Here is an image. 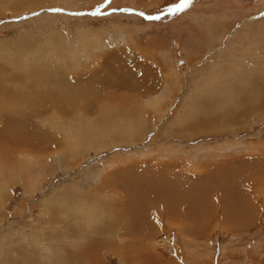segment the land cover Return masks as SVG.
I'll return each instance as SVG.
<instances>
[{
	"label": "rangeland",
	"instance_id": "obj_1",
	"mask_svg": "<svg viewBox=\"0 0 264 264\" xmlns=\"http://www.w3.org/2000/svg\"><path fill=\"white\" fill-rule=\"evenodd\" d=\"M58 82L59 110L46 100ZM7 93L22 113L1 107L0 131L20 123L38 156L59 153L0 170V264H264V0H0ZM213 166L238 192L198 195L211 202L199 216L159 215L151 192L144 222L111 225L138 210L128 186L172 170L198 189Z\"/></svg>",
	"mask_w": 264,
	"mask_h": 264
},
{
	"label": "bare ground",
	"instance_id": "obj_2",
	"mask_svg": "<svg viewBox=\"0 0 264 264\" xmlns=\"http://www.w3.org/2000/svg\"><path fill=\"white\" fill-rule=\"evenodd\" d=\"M97 41V40H96ZM6 52V51H5ZM13 57V56H12ZM17 59V58H16ZM24 65V64H23ZM26 72V71H25ZM27 73V72H26ZM47 73V72H46ZM33 74H35V73H33ZM53 75V74H52ZM20 76V75H19ZM48 76H49V74H48ZM54 77V76H53ZM18 78V77H17ZM20 78V77H19ZM50 78H51V75H50ZM45 79V78H44ZM46 79H47V77H46ZM45 79V80H46ZM16 82V81H15ZM46 84H47V82L46 81H44ZM51 82V81H50ZM50 82L48 83V85L50 84ZM251 82V81H250ZM59 83V82H58ZM128 83V82H127ZM33 84V83H32ZM38 84V83H37ZM60 84L61 85H64L63 84V82L62 83H59L55 88H53V90H51L53 93H49V91H48V93L50 94L49 96H47L46 97V100H48L49 101V103H54V104H52L53 106V108L54 109H57V110H59L60 108H63V107H67L68 105L66 104V103H64L65 102V100H66V102L68 101V97H67V95L66 94H64V100H62L61 99V95H60V90H61V87H60ZM243 84V83H242ZM54 85V84H53ZM94 85H96V84H94ZM93 85V86H94ZM69 86V85H68ZM128 86V85H127ZM217 86V85H216ZM219 86V85H218ZM34 87V86H33ZM72 87V86H71ZM70 87V88H71ZM74 87V86H73ZM91 87V86H90ZM96 87V86H95ZM94 87V88H95ZM129 87V86H128ZM131 87V86H130ZM220 87V86H219ZM218 87V88H219ZM75 88H76V86H75ZM74 88V89H75ZM97 88H99V87H96L95 88V90H92L91 92H93V95L91 94V98L93 99V102H96V99H97V97H98V95H100V92H99V90L97 91ZM217 88V89H218ZM224 88H226V87H224ZM257 88H259V86H257ZM262 88V87H261ZM77 89V88H76ZM84 89V88H83ZM82 89V90H83ZM100 89H101V87H100ZM245 89H246V87H245ZM44 90H45V88H44ZM63 91H64V89H62ZM78 90V89H77ZM85 90V89H84ZM83 90V91H84ZM88 90V89H87ZM221 90V89H220ZM50 91V92H51ZM86 91V90H85ZM84 91V92H85ZM254 91H255V89H254ZM46 92V91H45ZM65 92V91H64ZM16 93V92H15ZM80 94H82V93H80ZM225 94V93H224ZM89 95V94H88ZM102 95V94H101ZM105 95H107V94H105ZM60 96V97H59ZM115 96V95H114ZM226 96H228L227 94H226ZM225 96V97H226ZM7 99H6V98ZM5 97L4 96H2L1 98H0V108L1 107H4V108H6V109H8V110H10L11 112L13 111L14 113H17L16 115H18V116H20L21 114L20 113H22V109L20 108V107H17V105L16 104H11L10 103V99L13 97V96H11V95H9L8 93L7 94H5ZM20 97V96H19ZM18 97V98H19ZM74 96H70V99H72ZM88 97V96H87ZM257 97V96H256ZM14 98V97H13ZM21 98V97H20ZM106 98V97H105ZM109 98V97H108ZM112 98V97H111ZM133 98V97H132ZM83 100H84V98H82ZM91 99V100H92ZM115 99H117L116 97H115ZM114 99V100H115ZM244 99V98H243ZM86 100V99H85ZM88 100V99H87ZM95 100V101H94ZM111 100H113V99H111ZM127 100H129V99H127V97L126 96H122V98L118 101V103H121L120 105L122 106H128L129 104H128V102L129 101H127ZM252 100V99H251ZM25 102H26V104L29 106V107H31L32 105H34L35 103L33 102V101H31V100H24ZM41 101V100H40ZM4 102H6V105L4 104ZM35 102H37V101H35ZM70 102V101H69ZM68 102V103H69ZM75 102H77V101H75L74 100V102L73 103H75ZM89 102H90V99H89ZM112 102V101H111ZM116 102V103H115ZM18 103V102H17ZM21 103V102H20ZM37 103H39V101L37 102ZM101 103H103V102H101ZM107 103V102H106ZM19 104V103H18ZM71 104V103H70ZM91 104V103H90ZM110 104V107L107 109V113H108V110H110V108L111 107H113L114 109H116V108H118V104H117V100H115L114 102H112V103H109ZM65 105H67V106H65ZM75 105V104H74ZM73 105V106H74ZM77 105V104H76ZM93 105V104H92ZM95 105H97L98 107L97 108H100L102 105H106V104H100V101L99 102H96L95 103ZM19 106V105H18ZM72 106V107H73ZM131 106V105H130ZM17 110H16V109ZM135 108V107H134ZM79 109V108H78ZM102 109V108H101ZM133 109V107L131 108V110ZM136 109V108H135ZM76 110V109H75ZM100 110V109H99ZM103 110V109H102ZM126 111V110H125ZM104 112V111H103ZM105 112H106V109H105ZM101 113H102V111H101ZM125 113V112H124ZM130 114L132 113V112H129ZM114 114H115V112H113L112 114H111V116L110 117H113L114 116ZM119 114V113H118ZM124 115V114H123ZM102 116V115H101ZM116 116H119V115H116ZM115 116V117H116ZM110 117H108V116H106V117H101V118H99V119H102V118H106V121L105 122H110ZM115 117H113L112 118V120H111V122L113 121V119L115 120ZM121 118V117H120ZM118 120H121V119H117V121ZM106 123V124H107ZM120 123H118L117 122V125H119ZM136 124V123H135ZM120 125H122L121 126V128L122 129H125L126 127H128V125L126 124V123H121ZM129 125L130 126H132L130 123H129ZM107 126V125H106ZM105 126V127H106ZM116 126V125H115ZM133 126H134V124H133ZM108 127V126H107ZM106 127V128H107ZM112 127V126H111ZM23 126L20 124V123H15V126L14 127H12V125H9L6 129H4V131L2 130V131H0V139H4L3 137H6V136H8V138H7V144L4 146H2V145H0L1 147H0V151H2V152H0V170L2 169H5V167H6V162L8 161V160H10L11 158H10V155L11 154H13V155H15V156H17V157H21V158H25V163H27V165L24 163V164H21V165H17L18 166V170L21 168V170H26L27 169V173H25L26 175L27 174H30L29 172H28V170H29V168L30 167H34L35 165L37 166L38 164L39 165H41L42 163H44V162H46L50 157L52 158V157H54V154H56V153H59V152H54L53 154H52V156L51 155H45V156H41V150H39V155L40 156H38V154H37V150H36V148H34L33 146H35L36 144H35V141H30L29 139H28V137H22V132H24L23 130ZM86 130V129H85ZM126 130V129H125ZM6 131V132H5ZM88 132V131H87ZM51 134V133H50ZM128 134H129V132H128ZM53 136V135H52ZM88 136H86L85 138H84V136H83V138H82V142H84V141H86V140H88L89 138H87ZM55 138V137H54ZM52 140V139H51ZM59 142H58V144L60 145V146H62L61 148H60V150H61V153H62V151H63V147H64V140L62 139V136H59ZM80 140V139H79ZM27 141H28V143H27ZM57 141V140H56ZM1 142V141H0ZM50 142V141H49ZM78 142V141H77ZM89 142V141H88ZM6 143V142H5ZM75 143V142H74ZM62 144V145H61ZM76 144V143H75ZM84 145V144H83ZM87 145V144H86ZM85 145V146H86ZM44 146V145H43ZM18 148H27V152H29V158L27 157V153H25L26 151H23V150H19ZM67 148V147H66ZM65 148V149H66ZM15 150V151H14ZM27 160H29V162H27ZM117 161V160H116ZM120 161V160H119ZM14 163V162H13ZM225 163V162H224ZM10 164L11 165H16V163H14V164H12V161L10 162ZM165 165V164H164ZM173 165H175V164H172V163H169V164H167V166H170L169 168L170 169H173ZM217 165H221V163H219V164H217ZM21 166V167H20ZM176 166V165H175ZM17 168V167H16ZM218 169H220V167L219 166H213V167H211V169H210V171H211V173H209L208 174V176L205 178V179H207V178H213V177H217V178H214L213 179V181H212V184L211 185H209V183H205L204 182V184L203 185H201L198 189L196 188V187H194L193 185H191V184H189V183H187V181H185L184 179H182L183 177H181L180 175H178L177 173H176V175L173 173V171L172 170H168V171H166L163 175H162V183L160 184H151V186H147V187H145L144 188V186H141V184H140V186L138 185V182H136L135 184H133V185H130V187L128 186V188H126L125 189V191H124V189H123V191H124V195L123 196H126V198H128L129 199V205L130 204H132L134 207H137V211L136 210H134V212L132 213H129L128 215H125V213H123L121 210H119V208H116L117 210H119V211H117V212H115L116 214H115V217H113V220L112 221H110L111 222V225H118V223H121V224H123V225H139V223L140 222H144V216H145V214H144V212L146 213L147 212V210L146 211H144L143 209L145 208L144 206L146 205V203H148V202H146V197H148L150 194H151V192L152 193H156L158 196L155 198V200H153L152 201V204H150V206L152 207V209L154 210V212H158V214L160 215V214H162V212H161V209H159L158 207H159V205H162V206H165L166 208H167V210L168 211H170V212H177L178 213V209H181V212H179L181 215H182V217H186L187 215H191L192 216V218L193 217H196V216H199L200 214H202V211H204L205 210V207H206V205L208 204V205H210L211 204V202H210V199H208V200H205V201H202V200H197L198 198H199V196H203V195H205V194H207V196L209 195L210 196V194L211 193H214V192H216V191H224V193L225 192H227L228 194L232 191L233 193H236V192H238L237 191V188H236V186H233L232 187V185H230L229 187H227V184H225V181H228V179H226L225 180V177L224 176H217V173L215 174V176H212V174L216 171V170H218ZM20 170V171H21ZM19 171V172H20ZM108 172H110V170H107ZM208 172V171H207ZM261 172L263 173L264 172V166H263V168H262V170H261ZM21 173V172H20ZM106 176V175H105ZM160 177H161V175H160ZM1 179H2V177H1ZM0 179V180H1ZM103 179H105V178H103ZM102 180V179H101ZM185 181V182H184ZM127 183V182H126ZM189 184V185H188ZM124 185V184H123ZM118 187H120V185L118 186ZM195 189H197V190H195ZM193 190L195 191V193L197 194H192V192H193ZM103 191H105L104 190V188H103ZM119 192V191H118ZM91 193H93V192H91ZM95 193V192H94ZM99 193H102V191L100 192L99 191ZM191 193V194H190ZM90 194V193H89ZM88 194V195H89ZM103 194V193H102ZM122 194H123V192H122ZM121 194V195H122ZM87 195V194H86ZM101 195V194H100ZM106 195V194H105ZM108 195V194H107ZM154 195V194H153ZM191 195L192 196H194L195 197V199L196 200H191ZM199 195V196H198ZM91 196V195H90ZM100 197V196H99ZM187 197H189L188 199H187ZM85 198V197H84ZM83 198V199H84ZM104 198V197H103ZM110 198V197H109ZM123 199V198H122ZM127 199V200H128ZM79 200V199H78ZM88 200V199H87ZM101 200V199H100ZM85 202H87V201H85ZM182 202H184V204L181 206V204H182ZM113 203V202H112ZM244 204L245 203H237L236 205H233L230 201L228 202V207H230L231 208V211H230V213H242L243 211H244ZM66 205V204H65ZM116 205V204H115ZM119 205V204H118ZM86 207L88 206L87 204L85 205ZM89 206L90 207H93V204L92 205H90L89 204ZM96 206V205H95ZM98 206V205H97ZM114 206V205H113ZM120 206V205H119ZM148 206V205H147ZM70 207V206H69ZM72 207H73V205H72ZM101 207V206H100ZM110 207V206H109ZM124 207V206H123ZM182 207V208H181ZM102 208V207H101ZM75 209V208H74ZM84 209V207L81 209L80 208V210H83ZM88 209V208H87ZM93 209V208H92ZM150 209V208H149ZM204 209V210H203ZM228 209V208H227ZM79 210V211H80ZM166 210V211H167ZM88 211H90V210H88ZM93 213H94V215H93V217H95V214H101V211L99 210V208H94L93 209ZM114 211H115V209H114ZM144 211V212H143ZM152 211V210H151ZM76 212H77V210H76ZM199 212H200V214H199ZM70 213V212H69ZM68 213V214H69ZM72 210H71V215H72ZM103 213H106L105 211H103ZM102 213V214H103ZM110 213V212H109ZM229 213V212H228ZM74 214V213H73ZM114 214V213H113ZM156 214V213H155ZM183 214H184V216H183ZM83 215V214H82ZM85 215V214H84ZM136 215V216H135ZM241 215V214H240ZM71 217V216H70ZM153 217V216H152ZM82 218V217H81ZM86 218L88 219V216H86ZM111 218H112V216H111ZM74 219V218H73ZM72 219V220H73ZM77 219V218H76ZM80 219V218H79ZM89 219H90V217H89ZM101 219V218H100ZM110 219V218H109ZM149 219V218H148ZM69 221H71V220H69ZM86 221V220H85ZM75 222V221H74ZM78 222V221H77ZM89 222H90V220H89ZM93 222V221H92ZM99 222V221H98ZM228 222V221H227ZM69 223V222H68ZM76 223V222H75ZM83 223V222H82ZM85 223H87V222H85ZM97 223V222H96ZM104 223V222H103ZM107 223V222H106ZM102 225V224H101ZM95 227H97V226H95ZM90 242V241H89ZM93 249V248H92Z\"/></svg>",
	"mask_w": 264,
	"mask_h": 264
},
{
	"label": "snow or ice",
	"instance_id": "obj_3",
	"mask_svg": "<svg viewBox=\"0 0 264 264\" xmlns=\"http://www.w3.org/2000/svg\"><path fill=\"white\" fill-rule=\"evenodd\" d=\"M188 2V0H184V3L186 4ZM171 11V10H170Z\"/></svg>",
	"mask_w": 264,
	"mask_h": 264
}]
</instances>
